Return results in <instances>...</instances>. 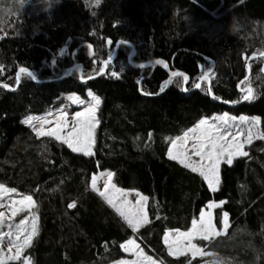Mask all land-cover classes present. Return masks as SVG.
<instances>
[{
    "label": "trees",
    "instance_id": "16d2710c",
    "mask_svg": "<svg viewBox=\"0 0 264 264\" xmlns=\"http://www.w3.org/2000/svg\"><path fill=\"white\" fill-rule=\"evenodd\" d=\"M0 20V184L36 202L32 264H112L133 235L163 264H205L170 254L165 236L188 231L212 201L224 203L216 224L227 213L229 227L198 243L264 264V140L224 165L215 193L168 157L175 138L213 114L256 116L264 134V0H0ZM248 87L254 98L244 101ZM88 91L101 98L94 155L25 123ZM105 170L148 197L147 223L133 230L93 190Z\"/></svg>",
    "mask_w": 264,
    "mask_h": 264
},
{
    "label": "snow or ice",
    "instance_id": "6c2138e0",
    "mask_svg": "<svg viewBox=\"0 0 264 264\" xmlns=\"http://www.w3.org/2000/svg\"><path fill=\"white\" fill-rule=\"evenodd\" d=\"M123 43V42H121ZM108 45H111V40L107 41ZM111 60V54H109V60L103 61L104 67ZM162 61L157 60L156 64H161ZM166 66V65H165ZM20 73H26L27 76L35 79L36 77L30 71L25 68H21ZM103 73V67L100 69ZM112 76L118 78V74L113 71ZM182 75L181 73L173 71L171 73L172 77H177ZM204 79V77H202ZM19 80V75L17 76ZM185 83L188 82V77L183 76ZM168 84L172 81L168 80ZM8 87L7 85H3ZM196 89L201 87L200 83L194 84ZM161 92L164 91L162 87ZM246 94L243 96L244 101H250L254 97L252 95V88L248 87ZM91 96L92 103L89 104L84 111L77 112L75 114L72 129L68 131L66 135H62L64 129L67 128L66 115L61 116L56 120V128L50 131H43V123L39 129L35 127L32 123V118H29L25 123L33 127L38 136L47 135L54 137L56 140L61 141L66 144L73 152H81L85 156L94 155L92 149L95 143L94 133L95 128L98 124V120L95 116L96 107L100 104V99L97 96L89 94ZM68 100L74 103L84 104L85 101L80 100L79 97L69 96ZM62 111V110H61ZM214 122H210L207 119H203L199 122V125L192 128L189 132H186L183 138L172 141L171 149L168 152V157L171 160H178L179 163L183 164L184 167L190 168L192 172H198L204 181L207 182L208 188L211 192L215 193L219 190L220 183V165L222 163L229 166L232 165L233 159L236 157H246L248 152L244 151L246 144H251L254 138L264 140V134L255 133L253 129L256 128L260 121L259 118H254L249 120L245 116L239 117V124L236 123V118L224 114L222 116H217L213 118ZM48 122V121H45ZM239 125H248L247 129L241 128ZM246 132V135H245ZM231 137V139H229ZM241 137H244L241 140ZM193 139L195 142L192 144L193 154L200 159L194 161L191 156L188 155L187 141ZM114 173H106V180L104 183L103 191L97 187V181L99 177H92V188L97 191L99 195L107 200V203L111 205L120 214L121 217L128 223L130 227L134 230L141 227L143 224L148 222L147 213L145 211V206L148 201V197L143 196L140 193H136L138 197L136 204L133 205L127 199L130 193L124 192L122 189L116 188L112 184V177ZM15 189H7L3 185H0V199L3 195L9 192L14 193ZM75 203L70 204L69 207H75ZM5 207L3 203H0V208ZM36 207L35 201L31 195L23 196L19 201L11 200L8 205L11 211L12 217L19 215L22 212H28L29 216H26L16 224L15 232L11 229L12 224L8 225L9 231L7 233L0 234V244L4 242V236L9 238L8 251L11 252L13 248L16 249V254L9 256L10 260H21L23 249L31 247V242L33 237L38 234V217L32 214V209ZM222 207L221 204L209 203L207 208L209 210ZM5 214L0 212V226L4 224ZM223 226L227 228L228 226V214L223 215ZM221 232L217 231L216 227L212 222L211 211L205 212L201 210L199 220H192V228L189 232H177L174 235L169 233L165 237V242L169 245V252L172 255H186L191 253L193 257L196 255H203V251L197 248L192 241L199 237V239H211L215 236L220 235ZM14 237V238H13ZM171 237V239H169ZM129 244L138 248L134 241H129ZM125 251H129L127 245L122 246ZM138 259L137 261L131 262V264H141V261H146L147 264H156L150 257L144 256L142 251L136 253ZM0 264H5L4 254L0 251ZM24 264H28V260L24 261ZM121 264H130L128 261H121Z\"/></svg>",
    "mask_w": 264,
    "mask_h": 264
},
{
    "label": "rangeland",
    "instance_id": "374dc122",
    "mask_svg": "<svg viewBox=\"0 0 264 264\" xmlns=\"http://www.w3.org/2000/svg\"><path fill=\"white\" fill-rule=\"evenodd\" d=\"M92 94L94 96H97L99 97L98 95H96L94 92L92 91H88L87 92V95L86 97H82V96H79L77 94H66L63 96V101H61L58 105H56L55 107H51V108H48L40 113H32L30 115H28L26 118H25V121L29 118H32V123L35 125V127L37 129L40 128L41 126V123H43V131H50L51 129L53 128H56V120L59 119L61 116H64L66 115V122H67V128L64 129V132L62 133V135H66V133L68 131H71L72 129V124H73V120H74V117H75V114L77 112H81V111H84V109L92 103V100H91V96L89 94ZM69 96H75V97H79L80 100H83L85 101L84 104H78V103H74L73 101H70L68 100V97ZM100 99V104L98 107H96V110H95V116H96V119L98 120V124L95 128V133H94V139H96V133H97V129H98V126H99V119H98V111H99V108H100V105H101V98L99 97ZM62 110V111H61ZM224 114H227L228 116H231V117H235L236 118V123L239 124V117L241 116H245L247 117L249 120H252L254 118H258L256 116H248V115H241V116H238V115H235L233 113H230V112H223V113H218V114H213L211 116H208V117H205L203 119H207L209 120L210 122H214L213 118L214 117H217V116H222ZM202 119V120H203ZM45 121H48V122H45ZM259 125L253 129V132L254 134L255 133H260V134H263L262 132V129H261V120L259 118ZM29 125V124H28ZM197 125H199V123H197L195 126H193L192 128L196 127ZM241 128H244V129H247L248 125H239ZM192 128H190L187 132H189ZM186 133V132H185ZM184 133V134H185ZM183 135L175 138L173 141L175 140H178L179 138H183ZM245 135H246V132H245ZM42 136H47V135H42ZM229 139H231V137H229ZM244 137H241V140H243ZM258 138L255 137L254 135V138H253V141L257 140ZM252 141V142H253ZM61 142V141H60ZM195 141L193 139H190L187 141V149H188V155L192 157V159L194 161H198L200 158L199 157H196L194 154H193V150H192V144L194 143ZM64 144V143H63ZM95 144V143H94ZM66 145V144H65ZM172 145V143H171ZM249 144H246L245 147H244V151H246V147L248 146ZM67 146V145H66ZM68 147V146H67ZM70 149V148H69ZM170 149H171V146H170ZM169 149V150H170ZM71 150V149H70ZM92 151L94 152V146H93V149ZM247 152V151H246ZM76 153H80V154H83L81 152H76ZM84 155V154H83ZM237 158H241V157H236L233 159V163L234 161L237 159ZM178 161V160H176ZM232 163V164H233ZM224 165H227V164H224L222 163L220 165V172H219V176H220V183H219V189H220V186H221V172H222V169L224 167ZM108 172H112L114 173L113 171L111 170H105V171H99L98 173L94 174L93 176H97L99 177L98 181H97V187L103 191V188H104V183H105V180H106V173ZM206 182V181H205ZM207 183V182H206ZM91 184H92V180H91ZM112 184H114L116 186V188H119V189H122L124 192H127V193H130V195H128L127 199L131 202V204L135 205L136 204V201L138 199V197L136 196V193H140L142 194L143 196H145L142 192L138 191V190H134V189H125V188H122L120 187L116 181H115V175H113L112 177ZM0 185H3V184H0ZM5 188L7 189H13V188H10V187H7L5 185H3ZM95 191V190H94ZM97 192V191H96ZM98 193V192H97ZM23 196L16 190L14 193L12 192H9V193H6L3 195L2 199H0V203H3L5 205V207L3 208H0V212H4L5 214V220H4V224L2 226H0V234H3V233H7L9 231V228H8V225L9 224H12L13 225V228L11 229L13 232H15V225L18 224L20 222V220L26 216H29V213L28 212H22L20 213L19 215L15 216V217H12L11 215V211L9 210L8 208V205L9 203L11 202V200H17L19 201ZM33 198V197H32ZM105 199V198H104ZM34 200V198H33ZM106 200V199H105ZM35 201V200H34ZM107 201V200H106ZM217 203V204H221L222 203V207L224 205L223 202H215V201H212L210 203ZM209 204V203H208ZM207 204V205H208ZM35 205H36V202H35ZM111 206V205H110ZM112 207V206H111ZM113 208V207H112ZM220 208V207H219ZM216 209L218 208H215V209H211L209 210L206 207H204L202 210H204L205 212H208V211H211L212 213V222L214 224V226L216 227L217 231H220L221 233H226L228 227H229V215H228V226L227 228H224L223 226V219H222V225L219 227L217 224H216V221H215V211ZM114 210L116 211V209L114 208ZM145 211L147 213V218L149 219V216H148V212H147V204L145 206ZM117 212V211H116ZM32 214H34L35 216H37L39 218V214L37 213V210H36V207L34 209H32ZM224 215V214H223ZM199 216H196L194 219H197L199 220ZM39 224H40V218L38 219V232H39ZM144 225V224H143ZM192 228V226H191ZM191 228L188 230V231H182V230H169L167 233H166V236L171 233V234H175L177 232H189L191 230ZM133 229V228H132ZM134 230V229H133ZM136 230V229H135ZM221 235V234H220ZM36 236V235H35ZM165 236V237H166ZM219 236V235H218ZM217 237V236H215ZM14 238V237H13ZM34 238V237H33ZM171 239V237L169 238ZM201 240L199 239V237H197L196 239H194L192 241V243H194L196 245L197 248H200L202 249L203 251V255H196L195 257H206L208 256V253L204 250V248L198 243V241ZM129 241H134L135 245H138V248L137 247H134L133 245L129 244L128 242ZM166 243V242H165ZM168 248H169V245L168 243H166ZM124 245H127L128 248L130 249L129 251H125L127 256L124 257L123 259L115 262V263H112V264H121V261H128L130 262H133V261H137L138 257L136 255V253L138 251H142L144 256L146 257H150L153 261L156 262V264H163V262L159 259H157L152 253H150L146 247H144V245L138 241V239L133 235L131 236L125 243ZM123 245V246H124ZM8 247H9V238L8 236H4V242L2 244H0V251L3 252L4 254V261H5V264H8L10 262H14V261H18V260H10L8 259L9 256H12V255H15L16 254V249L13 248L11 252L8 251ZM124 249V247H123ZM26 250L27 248L23 249V252H22V257H21V260L19 261H22V264H24V261L25 260H28V264H32V261L30 258H28L26 256ZM188 255L192 256L191 253H188ZM174 256H181V255H174ZM193 257V256H192ZM141 264H147L146 261H141Z\"/></svg>",
    "mask_w": 264,
    "mask_h": 264
},
{
    "label": "clouds",
    "instance_id": "9594fccd",
    "mask_svg": "<svg viewBox=\"0 0 264 264\" xmlns=\"http://www.w3.org/2000/svg\"><path fill=\"white\" fill-rule=\"evenodd\" d=\"M23 0H21V3ZM3 23V20H0V24ZM224 235V233H221ZM205 264H244L243 261H239L237 257L223 255L215 250L208 253V259L205 261Z\"/></svg>",
    "mask_w": 264,
    "mask_h": 264
}]
</instances>
